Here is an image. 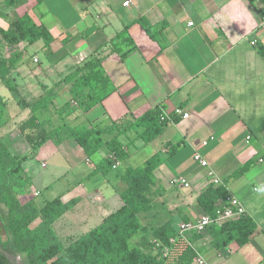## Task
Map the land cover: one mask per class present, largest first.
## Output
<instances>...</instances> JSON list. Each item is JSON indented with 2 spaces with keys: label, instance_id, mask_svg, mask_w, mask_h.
Returning <instances> with one entry per match:
<instances>
[{
  "label": "crops",
  "instance_id": "obj_1",
  "mask_svg": "<svg viewBox=\"0 0 264 264\" xmlns=\"http://www.w3.org/2000/svg\"><path fill=\"white\" fill-rule=\"evenodd\" d=\"M2 3L0 26L5 28L13 10ZM15 12L45 26L54 39L48 55L42 40L35 44L33 58L41 66L32 69L29 59L15 71L27 102L49 95L41 119L52 126L116 125L102 139L117 137L130 155L105 175L95 170L110 156L107 146L88 158L69 136L44 145L52 143L48 156L63 154L73 171L72 177L67 170L53 181L58 184L53 199L77 202L54 224L61 242L66 245L81 237L120 210L124 205L120 193L126 187L122 175L160 156L149 194L152 206L140 214L142 224L156 229L171 222L179 232L182 223L207 215L198 197L213 184L212 171L227 193L242 202L254 233L243 246L233 242L220 249L207 233L189 234L198 258L205 264H264V0H46L41 4L23 0ZM142 20L150 25L152 35ZM93 56L103 58L113 91L83 112L71 99V84L64 79ZM4 88L0 85V94L10 101L0 136L13 155L29 156L32 148L28 143L20 145L25 137L18 126L31 111L2 94ZM157 108L171 120L156 139L145 143L139 137L142 129L127 128ZM177 109L189 116L173 115ZM196 152L207 167L194 162ZM26 161L24 173L33 184L35 175ZM245 165H249L245 173L233 176ZM41 166L47 167L45 162ZM175 178H184L190 186L171 184ZM40 195L36 191L25 196L28 200ZM91 222L96 227L79 235Z\"/></svg>",
  "mask_w": 264,
  "mask_h": 264
},
{
  "label": "trees",
  "instance_id": "obj_2",
  "mask_svg": "<svg viewBox=\"0 0 264 264\" xmlns=\"http://www.w3.org/2000/svg\"><path fill=\"white\" fill-rule=\"evenodd\" d=\"M23 0H3L2 5L13 10L7 27L0 26V85H3L22 109H30L31 114L18 129L36 152L47 142L65 136L72 138L91 158L104 146L110 156L96 166L95 173L108 174L117 163L129 158L125 146L117 137L108 142L103 134L112 133L117 127L106 129L94 127H71L64 122L52 126L49 120L41 119V113L48 110L51 97L47 94L27 102L19 89L15 71L29 59V50L21 49L22 43L28 47L39 41L44 42L45 54L52 53L50 48L53 37L43 25L37 26L29 17H20L15 9ZM46 0H38L41 4ZM264 17V12H262ZM145 31L152 35L150 25L142 20ZM115 51V49H114ZM8 55V56H7ZM35 68L36 64L32 60ZM71 84L70 96L83 112L100 104L113 91L111 82L103 68V58L93 56L64 79ZM8 101L0 94V131L7 125L4 115ZM169 120L161 121V110L155 109L127 129H142L139 137L145 143L156 139L168 125ZM28 156L17 157L11 153L0 136V219L5 237L0 232V264H16L18 256L24 264H197L198 255L192 246L194 238L187 240L168 222L156 229L144 226L140 214L151 209L149 197L154 172L161 164V157L154 156L142 167L128 169L122 180L126 187L120 193L123 207L81 237L63 244L54 230V224L70 211L76 201L64 204L61 198L47 201L37 206L35 197L23 201L31 185V179L24 173L23 163ZM249 169L245 165L233 176H240ZM227 194L226 186L210 185L199 197L198 202L205 212L214 216L217 205ZM38 221V224L33 225ZM213 237V246L225 248L236 242L243 246L254 233L253 222L243 216L225 221L221 226L213 225L200 233ZM197 237V236H195ZM159 248L155 252V248Z\"/></svg>",
  "mask_w": 264,
  "mask_h": 264
},
{
  "label": "rangeland",
  "instance_id": "obj_3",
  "mask_svg": "<svg viewBox=\"0 0 264 264\" xmlns=\"http://www.w3.org/2000/svg\"><path fill=\"white\" fill-rule=\"evenodd\" d=\"M0 41H1V39H0ZM23 46H20V48L22 49ZM36 51H37V45H32V47L29 48L30 55H32V60L34 59L33 56H35ZM35 64H36L35 68L37 69L38 66L42 65V62L39 60V63H35ZM2 94H5L6 96H10V94L8 93L6 88H4V90L2 91ZM8 101H10V98ZM21 144L27 145V141L23 137L20 141V145ZM51 146H52V143H49L46 147H44V145H43L36 152H34V153L32 152L31 154H29V156H28L29 160L26 161L27 168H30L32 173L35 175L34 176L35 181L31 185L28 193L33 194L36 191L41 192V195L37 196L35 198V203L37 206H42L45 202L53 199V191H56V188H58V184L53 182V181L57 178L58 175H62L67 170L68 171L70 170L69 161L67 160V158L63 154H59L58 157H56V158L48 156V150H51L50 149ZM42 162H45L47 167H45V168L42 167L41 166ZM69 176L70 177L73 176V171H69ZM51 183H52V185L48 188L47 186H49ZM21 199L23 201H25L27 199V196H21ZM37 224H38V221L33 225V227L36 226ZM96 225H94L91 222V224H89V226H87L88 228L85 227V228L81 229L79 235L86 233L90 229L96 227ZM0 232L5 237V233L3 231V225H2L1 219H0ZM159 250L160 249L157 247V248H155L154 251L158 252ZM15 262H16V264H24L23 258L21 256H18L16 258Z\"/></svg>",
  "mask_w": 264,
  "mask_h": 264
},
{
  "label": "built area",
  "instance_id": "obj_4",
  "mask_svg": "<svg viewBox=\"0 0 264 264\" xmlns=\"http://www.w3.org/2000/svg\"><path fill=\"white\" fill-rule=\"evenodd\" d=\"M128 3H126L127 5ZM192 26L193 23H190ZM34 63H39V59L34 57ZM175 116L183 115L184 118H187L189 114H183L181 109L175 110L173 113ZM171 120L168 114L161 110V121ZM208 142H204V145H207ZM194 162L200 164L202 167H207L208 162L202 158L199 153H195L193 156ZM209 177L212 178V183L215 186L224 185L223 182L215 178L212 171L209 172ZM171 184L180 185L188 188L190 185L184 178H175L172 180ZM243 216H246V209L244 208L242 202L235 197L234 195L227 193L223 199H221L217 205L216 213L214 216L205 215L204 217L194 221V222H185L180 226L179 233L182 237L187 240V235L189 234H200L204 232L207 228L216 225L221 226L225 221L239 219ZM197 262L199 264H205V262L198 258Z\"/></svg>",
  "mask_w": 264,
  "mask_h": 264
}]
</instances>
